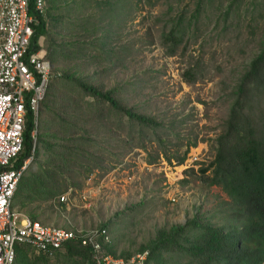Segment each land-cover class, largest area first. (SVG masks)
<instances>
[{"label": "rangeland", "instance_id": "1", "mask_svg": "<svg viewBox=\"0 0 264 264\" xmlns=\"http://www.w3.org/2000/svg\"><path fill=\"white\" fill-rule=\"evenodd\" d=\"M50 1L49 33L42 43L46 53L52 42L59 46L56 71L70 70L107 89L121 85L119 96L126 105L164 122L157 133L166 142L158 141L150 129L144 130L150 138L140 135L138 126L131 128L127 118L120 120L107 106L104 119L88 117L92 123L87 129L94 141L87 144L93 155L71 166L74 179L83 187H70L66 209L56 206L46 216L37 211L38 221L84 234L97 232L109 222L117 254L124 252L130 258L148 251L141 250L161 237L163 230L184 225L195 216L216 226L225 224L230 198L222 188L210 186L198 175H187L189 183L181 184L186 167L176 165V160L170 164L162 151L167 146L173 153L180 139L182 153L197 138L188 152L198 156L195 171L214 159L215 139L229 115V93L264 42V0H203L199 22L173 56L163 44V31H169L179 16L189 20L201 0H112V10L95 6L94 0ZM74 43L85 45V51L68 52ZM190 66L198 68L193 84L183 80ZM55 89L59 95L55 104L41 108L40 132L60 123L58 115L81 121L84 114L78 107L92 101L61 78ZM88 110L95 113L92 106ZM130 137L135 143L132 150L122 141ZM40 148L39 160L29 168L34 172L50 155ZM157 154L149 164V157ZM83 166H92L93 173L87 177ZM47 205L42 203L44 208ZM33 207L16 211L28 216ZM150 264L194 263L180 249H161Z\"/></svg>", "mask_w": 264, "mask_h": 264}, {"label": "trees", "instance_id": "2", "mask_svg": "<svg viewBox=\"0 0 264 264\" xmlns=\"http://www.w3.org/2000/svg\"><path fill=\"white\" fill-rule=\"evenodd\" d=\"M50 2L53 3L52 0ZM89 2L84 0L83 4ZM94 2L98 7L104 5L111 10L114 7L112 0ZM202 2L203 0L196 5L197 8L189 20L186 21L184 17L179 16L169 31H163L162 41L170 56L176 54L185 37L191 34L193 26L199 22L203 11ZM45 3V8L41 12L35 7V0H30L29 14L34 17L35 22L28 55L44 48L43 38L49 33L50 13L47 11V0ZM85 22H89V19H85ZM80 45L81 47L79 45L76 47V43L70 45L75 48L68 52H82L85 45ZM59 56V46L52 42L46 53V59L52 65V72L46 95L40 105V113L41 108L50 109L57 101L59 95L56 89L53 90V85L56 88V81L59 78L70 82L92 101H86V105L78 107L85 116L81 121H75L71 115L69 118L58 115L61 122L58 124L53 122L55 125H49L44 132H40L42 128L39 124L40 118L36 126L34 115L30 113L27 115L22 150L8 168L20 167L32 155L33 150L34 159L31 164L37 162L41 154L40 146L50 154L38 164L39 169L36 172L31 171L29 169L31 164L29 165L19 181L14 196L12 205L14 209L22 210L34 206L30 212L27 211L28 217L32 220H39L41 216L37 213L39 210L46 216L56 206L66 209L67 203H60L59 196L68 192L70 187H83V183L74 179L71 166L73 162L77 164L83 157L90 158V154L93 155L89 149L90 145L87 144L94 141L87 129V125L92 122L87 120L88 117L104 119L107 115L106 106L107 110L115 113L120 120L127 118L131 128L138 126L140 135L150 138V134L144 133L145 129H150L153 135H157L158 141L166 142V137L157 133L164 127V122L126 105L119 96L121 85L107 89L103 85L94 84L91 78L86 79L70 70L58 73L55 64L58 63ZM197 73L198 68L190 66L183 73V80L193 84L197 80ZM229 97L231 98L229 115L222 132L215 139L214 159L209 165L201 166L198 171L194 168L186 169L184 171L186 177L181 180V184H187L189 183L187 175H198L208 181L210 186L221 187L230 198L227 222L216 226L210 220L204 221L195 216L184 225H175L163 230L161 237L141 250H150L146 264H150L153 254L161 249H180L194 264H264V42L259 53L237 79ZM90 106L95 108V113H89ZM74 111L77 113L76 109ZM53 129L58 130L52 131ZM34 130L37 131L36 139L33 137ZM196 139L189 141L186 145L188 147L182 153L180 148L184 145L180 143V139L174 144L177 147L173 153L167 150V146L163 147L162 153L170 164L176 160V165H182L190 148L196 146ZM122 141L125 146H129L128 150L135 146L133 137ZM157 157L159 154L150 156L148 163L153 164ZM82 169L87 177L94 170L92 166H83ZM209 171L211 175H207ZM42 203L49 205L44 208ZM108 227L109 222L103 224L99 231L108 230ZM192 231L197 233L193 235ZM82 241V236H78L67 241L61 249L52 254L34 253L24 246H16L15 264H96L93 259L95 252L93 244L84 245ZM97 241L101 244L103 254H112L127 261L130 259L124 252L117 254L112 243L104 242L103 237H98ZM181 242H186L187 246H183Z\"/></svg>", "mask_w": 264, "mask_h": 264}, {"label": "built area", "instance_id": "3", "mask_svg": "<svg viewBox=\"0 0 264 264\" xmlns=\"http://www.w3.org/2000/svg\"><path fill=\"white\" fill-rule=\"evenodd\" d=\"M45 5V0H35V7L39 11L43 12ZM29 9L30 0H0V264H15L16 246L28 247L36 253L52 254L78 236H82L84 245L93 244L96 264H146L148 251L138 253L128 261L112 254H103L97 239L103 237L104 242L110 243L106 229L79 233L32 220L12 207L19 181L34 159V150L20 167L8 166L22 150L29 113L34 115L38 126L40 105L52 72L45 50L28 55L35 22ZM36 133L34 130V139ZM197 163V154L190 152L179 166L196 168ZM71 191L69 189L59 196L61 203L69 201Z\"/></svg>", "mask_w": 264, "mask_h": 264}, {"label": "crops", "instance_id": "4", "mask_svg": "<svg viewBox=\"0 0 264 264\" xmlns=\"http://www.w3.org/2000/svg\"><path fill=\"white\" fill-rule=\"evenodd\" d=\"M43 50H44V48H43ZM46 51V50H45ZM110 243H112V238L110 237ZM26 248H28V247H26ZM28 249H30V248H28ZM115 249V248H114ZM30 251H32V252H34V253H36L35 251H33L32 249H30Z\"/></svg>", "mask_w": 264, "mask_h": 264}]
</instances>
